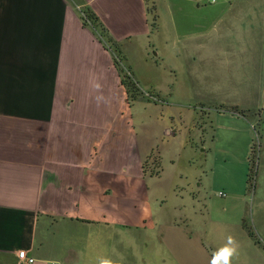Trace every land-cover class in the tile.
Returning a JSON list of instances; mask_svg holds the SVG:
<instances>
[{
    "label": "crops",
    "instance_id": "0c3cea01",
    "mask_svg": "<svg viewBox=\"0 0 264 264\" xmlns=\"http://www.w3.org/2000/svg\"><path fill=\"white\" fill-rule=\"evenodd\" d=\"M84 1L124 43L131 66L134 50L147 56L157 48L153 39L164 33L162 56L175 67L173 58L181 59L191 86L185 103L172 93L164 96L167 107L186 104L207 115L205 105L244 99L245 109H262L264 45L222 49L220 32L235 8L251 15L253 4L168 0L163 11L156 0V33L146 0ZM185 9L198 18L192 33L175 35L173 51L167 32L187 25ZM80 10L72 0H0V264H22L21 251L34 264H99L102 258L116 264H209L210 249L223 246L224 234L236 227L218 228L219 240L210 241L207 234L216 228L189 224L193 219L181 203L186 191L197 216L199 192L180 188L183 177L145 174V161L160 147V165L165 148L177 149L181 131L157 115L135 118L112 53L84 26ZM216 111L232 122L221 126L214 141H238L241 131L248 144L246 120ZM160 116L178 119L177 128H183L173 109ZM224 187L243 198L246 180ZM239 227L243 239L236 240L232 264H264V244Z\"/></svg>",
    "mask_w": 264,
    "mask_h": 264
},
{
    "label": "rangeland",
    "instance_id": "374dc122",
    "mask_svg": "<svg viewBox=\"0 0 264 264\" xmlns=\"http://www.w3.org/2000/svg\"><path fill=\"white\" fill-rule=\"evenodd\" d=\"M239 1L253 4L252 9H248V12L252 14L249 15L248 13V15L244 16L241 9L235 8L226 17L227 21L220 30L224 38L222 49L234 50L241 46L244 47V45L262 48V44L264 45V0ZM166 2L168 0H160V4L164 6L163 11L166 8ZM202 2L204 3L203 0ZM152 4L149 3L148 5L152 6ZM247 7L249 8L250 6L245 8ZM185 13L190 19L187 25L184 22V25L179 26V29L172 25L170 31L167 32L168 36L171 37L169 43L172 44L173 51L177 47L175 35L178 33L181 35L188 32L192 33L193 30L191 29L195 27L194 20L198 18L194 16L196 12L185 9ZM167 14L164 13L163 15L168 20ZM156 15H158L157 12ZM151 19L152 21L154 19L152 14ZM153 30L156 33L160 31V22L158 20ZM161 34L162 36L152 41V46L156 42L157 48L150 49L147 56L145 51L137 48L131 54L133 67L128 61L132 72L133 68L136 71V73L133 72L135 81L145 94L142 100L135 99L132 101L135 118L139 121L144 119V117L150 118L153 115H157L158 118L161 117V121L165 120V122L172 123L171 125L175 129H180V138L177 140L179 146H177V149L174 146L167 148V150L165 148L161 159V170L165 178H170L174 175L183 177L186 184L179 182L180 188H186L189 191L194 190L196 193L199 192L200 201L197 206V216L193 215L192 201L188 199L189 193L185 191L184 194L187 199L184 202L180 201L185 206V215L193 219V222L189 221V224L209 229L212 227L216 228L213 233L207 234L210 241L219 240L220 235L217 230L222 226L236 227V229L224 234L226 240L229 235L234 237L235 240H241L243 239L240 238L241 229L239 226H241L246 231L249 240L263 246L264 125L261 127L259 119L264 120V100L262 103L260 102L262 109L254 111L255 114L259 113L258 117L244 118L250 129L248 144L245 145L246 134L241 131L235 134L238 141L235 138L223 139L220 142L214 141L216 134L221 136L223 129L221 126L230 127L229 122H232L231 119H227L228 117H220L214 107L237 106L245 109L246 100L239 99L232 104L205 105L210 110L207 111V115L202 113L201 109L198 110V115L196 109L185 108L186 104L175 107L168 105L167 107L164 102V96L172 93L177 95L181 103H185L188 100L191 86L180 69L181 59L173 58V61H176L177 64V67H175V64L171 62L172 58L166 55L162 56L165 37L163 36L164 33ZM148 61L149 64L147 63ZM169 66L174 69L171 67V71ZM158 92L163 95V99ZM166 101L167 103L172 102L170 96ZM162 105H164L163 109ZM189 105L192 106L193 103ZM167 108L169 110L173 109L178 118L182 117L184 119L185 122H181L183 128H177L179 127V125H176L178 119L171 121L168 116L166 118L160 116L162 114L165 115V109L167 110ZM161 110H163L162 114ZM198 116L200 117L198 118ZM162 125V127H165L166 124L163 123ZM238 125L240 126V124ZM202 127L203 129L201 130ZM239 128L244 127L240 126ZM163 130L164 128H162ZM201 137L203 138V145L200 143ZM196 145L201 149L195 148ZM172 161H175V166ZM243 179L246 180L244 197L236 198L231 196L225 189L224 184L226 182L237 183ZM220 193L224 194V196H220ZM180 219L184 220L186 217L182 216Z\"/></svg>",
    "mask_w": 264,
    "mask_h": 264
},
{
    "label": "trees",
    "instance_id": "16d2710c",
    "mask_svg": "<svg viewBox=\"0 0 264 264\" xmlns=\"http://www.w3.org/2000/svg\"><path fill=\"white\" fill-rule=\"evenodd\" d=\"M77 6L81 8V16L82 21L85 27L91 28L99 41L104 45V47L109 50L114 59L115 66L119 72V75L122 80L123 86L126 88L127 93L129 95L130 101H134L135 99L142 100L144 98V93L141 91L140 87L138 86V83L134 79V74L132 72V68L128 65V57L125 53V47L124 43L118 42L110 33V31L107 29V27L104 25V23L101 21L99 16L93 11L91 7L88 6V4L84 0H72ZM156 0H146L147 4L153 2L152 6L148 5V11L149 14L154 15V19L152 22V28H155L156 21H159V16L156 15L157 9H156ZM219 112H227L234 115L241 116L245 119H248L250 117H258V114H255L253 110L250 109H242L241 107H226V106H220V107H214ZM261 121V127L264 125V120ZM258 121V122H259ZM260 123V122H259ZM161 153V150L157 151V156L152 155L149 157L145 163H144V171L145 174H149L151 176H160L161 175V165L160 162L157 160L156 157H158ZM250 235L253 237V234ZM260 245V244H259Z\"/></svg>",
    "mask_w": 264,
    "mask_h": 264
},
{
    "label": "clouds",
    "instance_id": "9594fccd",
    "mask_svg": "<svg viewBox=\"0 0 264 264\" xmlns=\"http://www.w3.org/2000/svg\"><path fill=\"white\" fill-rule=\"evenodd\" d=\"M99 87L100 85L97 84L96 88L98 89ZM102 98L98 97L97 99L100 100ZM238 248L237 241L229 235L226 243L211 253L209 264H232L233 258L238 254ZM99 264H116V262L110 258H102L99 260Z\"/></svg>",
    "mask_w": 264,
    "mask_h": 264
},
{
    "label": "built area",
    "instance_id": "2783aa9c",
    "mask_svg": "<svg viewBox=\"0 0 264 264\" xmlns=\"http://www.w3.org/2000/svg\"><path fill=\"white\" fill-rule=\"evenodd\" d=\"M220 196H224V194L220 193ZM18 257L22 264H34L36 261L34 258H30L28 256V252L26 251L19 252ZM49 264H54V263H49Z\"/></svg>",
    "mask_w": 264,
    "mask_h": 264
},
{
    "label": "water",
    "instance_id": "95a60500",
    "mask_svg": "<svg viewBox=\"0 0 264 264\" xmlns=\"http://www.w3.org/2000/svg\"><path fill=\"white\" fill-rule=\"evenodd\" d=\"M211 253L213 252V249H210Z\"/></svg>",
    "mask_w": 264,
    "mask_h": 264
}]
</instances>
